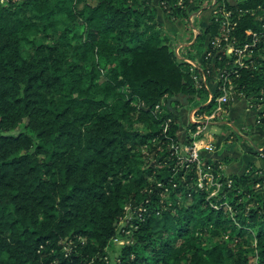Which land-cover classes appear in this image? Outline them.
Masks as SVG:
<instances>
[{
	"label": "trees",
	"instance_id": "16d2710c",
	"mask_svg": "<svg viewBox=\"0 0 264 264\" xmlns=\"http://www.w3.org/2000/svg\"><path fill=\"white\" fill-rule=\"evenodd\" d=\"M33 1L0 5V264H264V169L220 175L221 163H210L221 185L209 189L198 187L196 163H182L195 125L177 105L202 104L218 90L197 87L193 75L201 71L193 73L178 40L157 28L152 0L38 6L43 20L65 13L84 24L110 67L109 85L138 100L148 125L140 133L117 116L109 120L101 109L107 101L76 95V76L57 46L24 55ZM187 2L174 15L192 22ZM238 6L245 12L233 17L235 49L216 62L227 69L249 45L232 83L257 106L264 103V0ZM221 27L214 21L198 37L217 38ZM200 58L193 60L209 62L204 52ZM127 233L131 240L110 253Z\"/></svg>",
	"mask_w": 264,
	"mask_h": 264
},
{
	"label": "rangeland",
	"instance_id": "374dc122",
	"mask_svg": "<svg viewBox=\"0 0 264 264\" xmlns=\"http://www.w3.org/2000/svg\"><path fill=\"white\" fill-rule=\"evenodd\" d=\"M48 1L52 0H34L29 4V9L26 13L28 17L27 22L29 25H26V27L22 29L23 33L24 31L27 32V38L21 42L24 46L23 48L26 49L24 55H29V59H32L34 57H41L47 51L51 50V46H57L60 51L59 57L66 60V62L72 69V74L76 76V95H86V97H89L94 101L100 100L103 103L107 101V107L104 106L101 109L106 111L105 113L107 114L109 120H114L117 116L119 117L120 121L132 131L138 133H140V131H145L148 126L147 120H144L145 116L142 113V109L140 104L138 103V100L136 98L130 97L128 91L125 88L114 86V82H111V84L109 85L110 67L107 65V63L99 58L97 54V41H92V43L88 42L84 24L76 21H70L65 13H58L59 15H54L50 19L43 20L38 6L41 7L43 6V3ZM99 1L100 0H84L82 2H79L78 6L82 7L85 3L95 5ZM180 1H182L183 4H185L186 2V0H177L176 5L171 6L166 0H152V5H154V7L156 8L155 21L158 22L157 28L160 29L161 32L162 30L163 32L166 31V33L172 38V43L178 40V47L181 48V51L179 50L178 55L179 57L182 55L181 57L183 58L186 57L185 55H189L192 60L194 57L199 58L200 60L202 58H200V55L208 47L209 42L215 41L219 43L220 46H214L212 56H209V62H205V65L208 64L207 66H205L206 69L210 72L212 71V78L208 79L209 81L207 82V84L210 88H212L214 85L217 86V89L220 92L222 91L221 87L226 85L227 81V90L230 92L231 89V93L235 96L234 100L231 102V104H229L230 106H228L227 108V114H225V121H227L228 124L218 123L221 118L213 121V124H211L208 128L207 134L202 135L200 137V141L197 142V147L200 148L201 151L200 158L204 162L205 166L215 162L221 163L220 175H230L234 173L241 174L245 170L239 169L238 171H235L231 168V165H236L238 161H240V158L237 159L235 157L236 159H233L230 156L231 154L225 153L228 152L227 150H230L232 152L233 149H236L233 147H237L238 150L240 149L242 153H244L245 150L249 151V153L253 157H255L256 160H258L257 163H264V157L261 155L260 151L264 150V127L261 126L260 122L264 115V103L258 104L256 106L253 101L249 102L243 97L240 98L239 93L234 89V85L232 83L234 78L232 76L236 75L235 70L237 69V66L245 62L244 60L248 54L247 52H245V54H242V56L238 54L231 65H229L230 62H227V65H229L227 69H225L226 65L223 66L222 63L216 62V55H218V50L226 47L223 46V43L226 40L223 39L222 35L226 32L228 34L229 22H231L232 17H228L226 15L224 16L222 21L223 26L218 32L217 38H214L211 34H209L204 40H201L198 35L202 33L201 31H204L208 25L212 24L214 21L216 22V20L212 18V15L216 12V9H220L219 11L232 10L233 17L234 14H243L245 10L238 6V0H188V4H186L185 7L188 11H192L190 19L191 17L195 19L192 24V22H187L183 15H180V17H176L174 15L176 7L178 8L180 6L178 4ZM6 3L7 0H0V5H4ZM195 26L197 29L196 31L194 30ZM227 34H225V36ZM161 35L164 36L165 34L162 33ZM190 41H194V44L192 45V42ZM230 54L231 52H228L227 55L229 56ZM55 62L58 63V61ZM239 62L240 64H237ZM225 70L229 71H226L227 73L222 75ZM208 76H210V73ZM56 96H58V93L56 94ZM237 103L242 104V107H234V105ZM87 104L88 102L86 103V105ZM193 107L194 105L192 104L191 106H185V108H183V106L181 107L180 105H177L179 116L181 118H184V115L181 116L180 110L185 109L186 111L183 112L186 113L185 117H187V114L189 112L192 117L194 112ZM89 120L91 121V119ZM90 121H87L86 123H89ZM186 124L187 122L185 123V125ZM189 124L190 123H188V125ZM232 127L234 128L233 130H235L236 133L232 130ZM188 135L190 136L189 133ZM218 135H221L223 137V144H220L217 149V157L203 154L202 151L204 149H207L208 146H211L210 149H214V144L216 139L218 138ZM240 135L243 138H241ZM245 137H247L248 139ZM224 139L227 141H225ZM185 140L189 141L187 136H185ZM230 144H232L233 146L229 149L227 146H223ZM190 147V145H187L188 149ZM136 148H138V146H136ZM187 148L185 152L188 151ZM143 149L146 154L149 152L151 156L155 151L154 144L150 143L145 144L143 146ZM257 155L262 159V161ZM208 161L210 162L208 163ZM247 168L264 169L259 165L252 163H248L245 169ZM214 176L216 177L215 173ZM197 184L199 188H202L199 186V176L197 179ZM214 184L215 183L213 180L209 189L211 187H215ZM259 185L260 184H257L258 187ZM217 188H213L212 195L215 194ZM127 210L129 211V208ZM131 214V212H128L126 218H130ZM120 238L123 240H120V242L111 243L109 248L110 253H117L120 246L122 245L121 241L127 242L131 240L130 234L128 233L124 236H121ZM254 260L257 259L254 258Z\"/></svg>",
	"mask_w": 264,
	"mask_h": 264
},
{
	"label": "built area",
	"instance_id": "2783aa9c",
	"mask_svg": "<svg viewBox=\"0 0 264 264\" xmlns=\"http://www.w3.org/2000/svg\"><path fill=\"white\" fill-rule=\"evenodd\" d=\"M179 5L183 6L184 4L182 3V1H180L178 3ZM220 9H216V12L212 15V18L214 20H216V22L219 23V25L221 24V26H223V18L224 16H228V17H232L231 22H229V29H228V34L227 32L224 33L223 35L225 36V34H227L225 37H223L224 40H226V44H224L223 49L218 50V54L221 52L223 54H228V52H233L234 51V41L230 42L229 40V33H230V29L235 26L237 24L236 20L233 19V12L232 10H221ZM222 16V17H220ZM192 22L194 21L193 18L191 17ZM222 31V30H221ZM224 31V30H223ZM225 32V31H224ZM251 32V31H248ZM209 45L211 46V48L209 49ZM208 47L205 49L204 54H205V59L209 60V56H212L213 53V48L214 46H220L219 43L215 42V41H211V44L209 42ZM249 48V45H245L243 48L237 49L236 50V55H240L242 56V54H245V52L247 51V49ZM177 52H179V47L177 48ZM221 58V57H220ZM187 61L191 64V70L194 73V69H199L201 71V75L202 77H199V75H197L196 73L193 75L194 80L196 82L198 88H202L204 87L206 90L211 89L209 87V85L207 84V82L209 81V73L210 71H208L205 67V65H201L197 62H195L192 59H187ZM241 62V61H240ZM237 63V64H240ZM242 65V64H240ZM232 70V69H230ZM234 70V69H233ZM228 70H225L223 72L222 75L226 74ZM236 71V75H238V69L235 70ZM228 80V79H227ZM203 81V82H202ZM223 81V80H222ZM223 83V82H222ZM226 85L228 86V82L226 81ZM226 85H224L223 87H221V90L219 92H217V94H215V92H210L209 93V97L208 99L202 103L199 104L194 102V112L193 115L189 118V121L191 123H193L195 126H191L188 128V133L190 134V136L193 137V143L192 145H190L191 147L188 149L187 146L184 147V152L187 148L188 151H186V155L183 156V160L182 163H185L186 167H190L191 164L196 163V170H197V175L199 176V186L202 188H209L212 181L214 180V185H217L218 187H220V183L218 180L215 179L213 170L211 168L210 165H206L204 164V162L201 160L200 158V148L197 147V142L200 141V137L202 135H206L208 132V128L211 124H213V121L218 120L219 118H221V120L218 123H222L225 124L228 122L225 121V114H227V108L228 106H230L229 104H231V102L234 100L235 96L231 93L232 90L230 89V92L227 90ZM209 148L211 146H208ZM207 147V148H208ZM261 151V155L264 157V150H260ZM179 152V151H177ZM120 242V240L118 241ZM124 241H121V244H123Z\"/></svg>",
	"mask_w": 264,
	"mask_h": 264
},
{
	"label": "crops",
	"instance_id": "0c3cea01",
	"mask_svg": "<svg viewBox=\"0 0 264 264\" xmlns=\"http://www.w3.org/2000/svg\"><path fill=\"white\" fill-rule=\"evenodd\" d=\"M194 30L196 31L197 29L196 28H194ZM238 106H241L242 107V104H239V103H237V104H235L234 105V107H238ZM232 108V107H231ZM230 108V109H231ZM184 111H186L185 109L184 110H182V112H184ZM183 115H184V120H189V118H190V112L187 114V117H185L186 116V113H183ZM246 117V116H245ZM248 119V118H247ZM249 120V119H248ZM240 137L241 138H243L241 135H240ZM222 136L221 135H218V138L216 139V141H215V144H214V149L212 150V149H210L209 147L207 148V149H204L203 150V152L204 153H207L208 155H211V156H213V157H217V149H218V147L220 146V144H223V142H222ZM245 138H247V137H245ZM248 139V138H247ZM225 140V139H224ZM225 141H227V140H225ZM223 146H227L228 147V149L229 148H231L233 145L232 144H230V145H223ZM259 147H261V146H259ZM233 148H236L235 150L233 149ZM232 149V152L230 151V150H227L228 152H226L225 154H231L230 156H231V158H233V159H239L240 158V161H238V163L235 165V164H233V165H231V168L233 169V170H235V171H238L239 169L240 170H245V167L247 166V164L248 163H252V164H256V165H259L260 167H262V168H264V163L263 162H260V163H257V161L258 160H256V158L255 157H253L250 153H249V151H247V150H245V152L244 153H242L241 151H240V149L238 150V148L237 147H233ZM259 149V148H258ZM224 151H226V150H224ZM258 156V155H257ZM236 157V158H235ZM259 157V156H258ZM260 158V157H259ZM261 159V158H260ZM261 161H262V159H261Z\"/></svg>",
	"mask_w": 264,
	"mask_h": 264
}]
</instances>
